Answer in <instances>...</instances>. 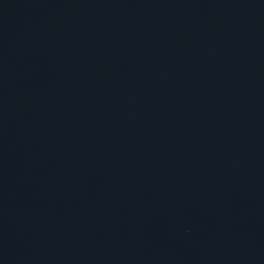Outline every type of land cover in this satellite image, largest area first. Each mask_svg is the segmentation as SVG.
<instances>
[{"label": "water", "instance_id": "obj_1", "mask_svg": "<svg viewBox=\"0 0 264 264\" xmlns=\"http://www.w3.org/2000/svg\"><path fill=\"white\" fill-rule=\"evenodd\" d=\"M0 264H264V0H0Z\"/></svg>", "mask_w": 264, "mask_h": 264}]
</instances>
